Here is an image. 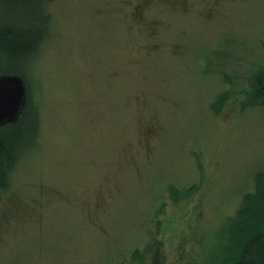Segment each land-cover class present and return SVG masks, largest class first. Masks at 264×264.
Listing matches in <instances>:
<instances>
[{"label":"rangeland","instance_id":"374dc122","mask_svg":"<svg viewBox=\"0 0 264 264\" xmlns=\"http://www.w3.org/2000/svg\"><path fill=\"white\" fill-rule=\"evenodd\" d=\"M44 9L37 143L0 197V264H115L113 241L127 264H229L264 174V0Z\"/></svg>","mask_w":264,"mask_h":264},{"label":"trees","instance_id":"16d2710c","mask_svg":"<svg viewBox=\"0 0 264 264\" xmlns=\"http://www.w3.org/2000/svg\"><path fill=\"white\" fill-rule=\"evenodd\" d=\"M31 1L0 0V74H18L26 85L21 113L14 121L0 126V197L10 187V175L19 158L37 143V87L35 84L30 87L28 72L32 60L51 33V17L44 9L45 4L51 0H33L39 5V13L34 18L27 15L17 20V11L23 8L29 12ZM254 88L256 96L264 99V76L257 75L254 78ZM220 90L225 89L222 87ZM223 92L227 94L228 91ZM259 172L254 178L253 190L244 193L236 211L237 228L234 230L237 231L240 243L229 264H264V174ZM113 244L111 251L116 256L115 264H127V258L131 256L122 253L117 241H113ZM134 252L139 253L138 250ZM133 259L132 264H140L136 257ZM218 263L216 258L211 262ZM104 264H109L108 260Z\"/></svg>","mask_w":264,"mask_h":264},{"label":"water","instance_id":"95a60500","mask_svg":"<svg viewBox=\"0 0 264 264\" xmlns=\"http://www.w3.org/2000/svg\"><path fill=\"white\" fill-rule=\"evenodd\" d=\"M24 79L14 73L0 74V126L14 121L25 103Z\"/></svg>","mask_w":264,"mask_h":264}]
</instances>
